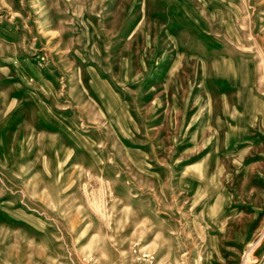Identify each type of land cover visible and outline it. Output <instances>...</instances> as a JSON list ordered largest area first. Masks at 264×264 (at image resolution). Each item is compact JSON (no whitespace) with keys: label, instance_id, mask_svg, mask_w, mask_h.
<instances>
[{"label":"rangeland","instance_id":"obj_1","mask_svg":"<svg viewBox=\"0 0 264 264\" xmlns=\"http://www.w3.org/2000/svg\"><path fill=\"white\" fill-rule=\"evenodd\" d=\"M0 264H264V0H0Z\"/></svg>","mask_w":264,"mask_h":264}]
</instances>
